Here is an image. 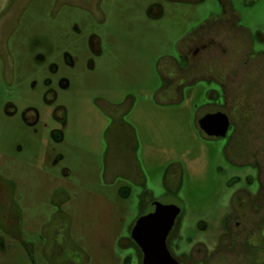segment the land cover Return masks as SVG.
<instances>
[{"label": "rangeland", "instance_id": "rangeland-1", "mask_svg": "<svg viewBox=\"0 0 264 264\" xmlns=\"http://www.w3.org/2000/svg\"><path fill=\"white\" fill-rule=\"evenodd\" d=\"M226 1L249 32L241 84L224 102L199 74L168 102L160 72L220 0H0V264H141L131 231L167 198L179 264L222 234L256 253L209 264L264 262V0ZM215 109L224 139L199 127Z\"/></svg>", "mask_w": 264, "mask_h": 264}, {"label": "flooded vegetation", "instance_id": "flooded-vegetation-1", "mask_svg": "<svg viewBox=\"0 0 264 264\" xmlns=\"http://www.w3.org/2000/svg\"><path fill=\"white\" fill-rule=\"evenodd\" d=\"M155 8V5L150 7V16L151 11ZM219 10L220 14H213L212 19L208 21L205 20L201 23L199 26L201 31L198 33L200 35H198L196 39L192 40L184 50L180 51L178 58H171L167 63V67L160 72V88L155 93L157 96L168 102L181 101L184 90L189 88L191 85H194L196 80L193 78L199 74L201 75L200 80L207 83V85L214 84L216 87L221 89L224 102L228 101L231 88L241 84L240 82L243 79L241 78L242 75L240 74H243L245 77L247 69L250 66L252 60V54L247 47L249 45V32L246 27L242 26L240 22L241 15L230 1L220 0ZM231 39L239 40L245 45V53L240 54L237 60L239 62L238 64H235L236 62H232V64L230 63L232 60V54L230 53L231 48L228 47L224 42V40ZM99 43V39L95 37L92 42L93 49L94 47H99ZM100 55H102V51H100ZM261 56H264V54ZM240 67L244 68L243 73L241 72L242 70H240ZM219 112L224 113L222 109H215L211 112H208L204 116ZM204 116H202L200 120ZM228 119L230 122V131V129H234V126L229 117ZM202 133L204 134L203 131ZM237 222L238 220L236 223ZM219 234H217V236ZM222 236L224 237V234H222L220 237ZM223 237L222 239H215L214 246H212L211 251L206 249V244L196 243V253L198 257H200V260L197 262V264H209L212 258L220 254L222 248H224L225 252L232 253L233 255L239 253V258L244 259L247 258V254H250L251 251L256 253L254 252L256 251V245L254 243L250 245L251 249L249 251L244 252L240 248L244 240H234L232 243L234 245L231 246V241H226V238L223 239ZM137 253L139 254L138 251ZM193 253L194 251L192 252L191 249L182 253L183 264H193ZM260 253H262V251ZM139 255L143 259L141 251ZM262 264H264V262H262Z\"/></svg>", "mask_w": 264, "mask_h": 264}, {"label": "water", "instance_id": "water-1", "mask_svg": "<svg viewBox=\"0 0 264 264\" xmlns=\"http://www.w3.org/2000/svg\"><path fill=\"white\" fill-rule=\"evenodd\" d=\"M206 137L226 138L230 122L224 113L208 114L199 121ZM183 206L175 199L161 200L153 212L142 216L131 231V238L140 249L142 264H179L171 255L167 241Z\"/></svg>", "mask_w": 264, "mask_h": 264}, {"label": "trees", "instance_id": "trees-1", "mask_svg": "<svg viewBox=\"0 0 264 264\" xmlns=\"http://www.w3.org/2000/svg\"><path fill=\"white\" fill-rule=\"evenodd\" d=\"M130 242L132 243V246H133L134 248H136L137 251H138L139 254H140V250L138 249V247L136 246V244H135L132 240H130Z\"/></svg>", "mask_w": 264, "mask_h": 264}, {"label": "crops", "instance_id": "crops-1", "mask_svg": "<svg viewBox=\"0 0 264 264\" xmlns=\"http://www.w3.org/2000/svg\"><path fill=\"white\" fill-rule=\"evenodd\" d=\"M3 2L5 1V0H2Z\"/></svg>", "mask_w": 264, "mask_h": 264}]
</instances>
